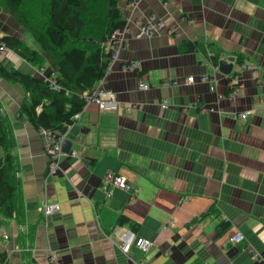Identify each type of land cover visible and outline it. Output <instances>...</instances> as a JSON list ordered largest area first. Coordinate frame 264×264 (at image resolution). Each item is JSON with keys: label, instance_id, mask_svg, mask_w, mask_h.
Masks as SVG:
<instances>
[{"label": "crops", "instance_id": "1", "mask_svg": "<svg viewBox=\"0 0 264 264\" xmlns=\"http://www.w3.org/2000/svg\"><path fill=\"white\" fill-rule=\"evenodd\" d=\"M127 2L119 0L128 34L103 87L134 107H84L67 129L76 155L65 153L62 174L46 178L42 137L20 109L26 94L0 79L18 178L14 216L0 212V255L7 264H46L50 252L59 264H264V0H142L134 9ZM150 18L154 35L138 37ZM24 34L12 33L30 47ZM186 41L201 49L186 52ZM212 55L234 58L233 100L225 93L230 77L212 65ZM237 57L251 69H240ZM0 60L18 70L26 63L10 51ZM133 61L138 70L122 69ZM202 75L214 82H199ZM189 76L196 81L184 85ZM167 80L176 84L159 86ZM140 81L151 88L138 91ZM109 172L136 188L135 200L118 189L104 195ZM182 197L188 201L178 206ZM44 203L60 205L46 221ZM122 216L128 223L120 226ZM222 222L228 227L220 232ZM132 225L153 242L147 254L121 251V233ZM235 232L244 240L228 243Z\"/></svg>", "mask_w": 264, "mask_h": 264}, {"label": "trees", "instance_id": "2", "mask_svg": "<svg viewBox=\"0 0 264 264\" xmlns=\"http://www.w3.org/2000/svg\"><path fill=\"white\" fill-rule=\"evenodd\" d=\"M14 22L37 44L38 49L28 47L15 35H1L0 47L15 53L31 67L43 68L52 64L58 90L32 72L25 73L0 60V79L19 85L26 96L21 112L37 131L43 129L62 133L74 122L85 107L84 94L104 77L112 49L111 35L126 26L119 0H0ZM186 52L199 51L197 42L186 41ZM1 53V52H0ZM214 67L220 60L209 56ZM236 63L245 62L237 57ZM231 73L230 76H233ZM228 93V90L225 92ZM9 123L0 104V212L4 217L14 216L18 178L12 153ZM208 216V212L202 215ZM128 219L120 217V226ZM228 227L222 222L218 228ZM132 231L136 225H132ZM0 264H7L0 255Z\"/></svg>", "mask_w": 264, "mask_h": 264}, {"label": "built area", "instance_id": "3", "mask_svg": "<svg viewBox=\"0 0 264 264\" xmlns=\"http://www.w3.org/2000/svg\"><path fill=\"white\" fill-rule=\"evenodd\" d=\"M142 0H128V6L131 8H137V6L140 4ZM164 1V0H160ZM157 26H161L160 23H156ZM154 20L153 18H150L147 20L140 28V31L138 32V37H150L154 35ZM128 34L127 24L124 28L121 30L116 31L111 35V45L109 48L112 49L111 56L109 58L108 66L105 70V75L102 79H100L94 87L91 89L89 93L84 94V100H85V107L91 104L96 105V107L99 110L102 111H111L116 112L119 109L125 112H130L134 105H121V103L118 101L116 94L103 87L104 78L112 71L113 66L116 65V62L118 60L119 52L122 49L125 38ZM0 52L4 53L6 52V49L1 46ZM240 66V69H251L252 65H248L245 62ZM122 69L126 72H132L138 70V64L137 62H128L122 65ZM234 73V72H232ZM33 74L40 79H42L44 82H46L51 90H58V85L56 84L57 75L56 72L53 70H45L44 68H34ZM230 83H228V90L227 98L230 100H233L238 96V85L233 86V82L236 81L239 77L238 73L233 74V76H230ZM195 78L192 76H189L185 79L184 85H191L195 82ZM199 82L201 83H211L214 82V79H212L209 75H202L199 78ZM175 81L169 82L162 81L159 86L160 87H171L172 85H175ZM151 88V85L147 82L140 81L137 84V90L138 91H146ZM159 105L162 109H167L169 107V101L167 99H161L159 101ZM249 112H240L237 114L239 120H245L248 116ZM78 115L75 116V120L78 119ZM74 120V121H75ZM70 126V125H69ZM68 126V127H69ZM67 127V129H68ZM67 129L62 133H55L50 132L46 130H39V133L42 137V148L44 151L45 156L47 157V173L46 178L48 177H57L58 175L63 173L62 169V158L65 155V153L62 150V146L66 140H68L67 136ZM72 155H76V151H70ZM118 189L120 191H124L128 194H130L131 200H135V196L137 193V190L134 186L130 185L127 181V179L121 175L109 172L107 173L101 183V191L104 193L106 197H111L113 190ZM188 201V197H182L178 200L177 205L181 206L185 204ZM60 211V205L59 204H47L44 203L41 207V212L43 215V218L45 221L55 215L58 214ZM122 228L117 227L115 234L118 235L119 231ZM7 235H3V239L7 240ZM244 240V236L239 233L235 232L232 235L228 237V243L230 244H237ZM130 247H135L139 251H141L143 254H147L153 247V242L148 241L146 239L137 237L136 234L131 229H124L121 233V251L123 253H127ZM144 260H142L139 264H143ZM46 264H59V261L54 254V252H50L46 258Z\"/></svg>", "mask_w": 264, "mask_h": 264}, {"label": "rangeland", "instance_id": "4", "mask_svg": "<svg viewBox=\"0 0 264 264\" xmlns=\"http://www.w3.org/2000/svg\"><path fill=\"white\" fill-rule=\"evenodd\" d=\"M0 17H5V20L2 22V25L0 26V33H9V34H12V33H16L17 31L19 30H22L15 22L14 20L9 16V14L7 13V11L2 7V4H1V1H0ZM25 36L26 37H30L29 34H27L26 32H24ZM31 38H28L26 40V43H28L31 47L32 45V42L29 40ZM14 63L10 64L9 66H14L13 65ZM43 68L45 70H50L52 68V64L49 63V62H46L44 65H43ZM19 70L21 72H30L32 71V67L29 66L27 63H23L20 65V68Z\"/></svg>", "mask_w": 264, "mask_h": 264}, {"label": "water", "instance_id": "5", "mask_svg": "<svg viewBox=\"0 0 264 264\" xmlns=\"http://www.w3.org/2000/svg\"><path fill=\"white\" fill-rule=\"evenodd\" d=\"M233 63H234V58L233 57H228L226 59H221L218 61V70L220 73L223 75H229L232 71L233 68ZM71 141L66 140L62 146V150L64 153H68L71 149Z\"/></svg>", "mask_w": 264, "mask_h": 264}, {"label": "clouds", "instance_id": "6", "mask_svg": "<svg viewBox=\"0 0 264 264\" xmlns=\"http://www.w3.org/2000/svg\"><path fill=\"white\" fill-rule=\"evenodd\" d=\"M231 73H232V71H231ZM231 73H230V74H231ZM230 74H229V75H230Z\"/></svg>", "mask_w": 264, "mask_h": 264}]
</instances>
